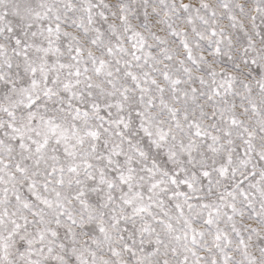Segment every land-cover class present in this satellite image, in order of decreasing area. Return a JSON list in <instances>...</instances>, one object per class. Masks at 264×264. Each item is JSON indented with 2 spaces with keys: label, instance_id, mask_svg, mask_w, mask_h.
<instances>
[{
  "label": "snow or ice",
  "instance_id": "1",
  "mask_svg": "<svg viewBox=\"0 0 264 264\" xmlns=\"http://www.w3.org/2000/svg\"><path fill=\"white\" fill-rule=\"evenodd\" d=\"M0 264H264V0H0Z\"/></svg>",
  "mask_w": 264,
  "mask_h": 264
}]
</instances>
